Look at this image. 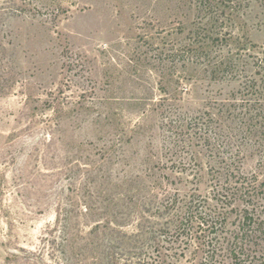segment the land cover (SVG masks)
Segmentation results:
<instances>
[{
  "label": "rangeland",
  "instance_id": "1",
  "mask_svg": "<svg viewBox=\"0 0 264 264\" xmlns=\"http://www.w3.org/2000/svg\"><path fill=\"white\" fill-rule=\"evenodd\" d=\"M5 1L0 264H132L119 235L157 194L264 160V3L223 9L230 44L207 39L211 0Z\"/></svg>",
  "mask_w": 264,
  "mask_h": 264
},
{
  "label": "trees",
  "instance_id": "2",
  "mask_svg": "<svg viewBox=\"0 0 264 264\" xmlns=\"http://www.w3.org/2000/svg\"><path fill=\"white\" fill-rule=\"evenodd\" d=\"M211 1L215 9L208 13V19L216 26L207 39L231 44L236 40L233 32L216 31L222 27L219 17L224 16L223 9L236 11L229 5L240 6L249 0ZM5 2L10 5V12L19 14L30 6L43 7L48 14L52 7L61 8L54 0L38 1L40 6L31 0ZM231 16L229 13L226 20L231 22ZM255 65L264 71L262 62ZM220 67L232 71L230 65L220 64ZM258 74L264 84V74ZM237 170L227 167L219 173L206 197L198 195L196 189L183 198L178 192L172 194L168 190L160 196L157 194L154 211L143 210L136 228L119 235L122 245L126 244L121 250L123 256L135 258L132 264H264V160L251 173ZM159 189L162 190L161 186ZM126 246L131 250H125Z\"/></svg>",
  "mask_w": 264,
  "mask_h": 264
}]
</instances>
